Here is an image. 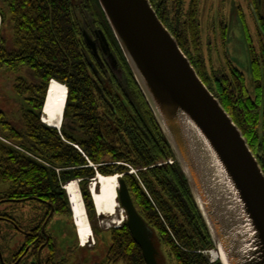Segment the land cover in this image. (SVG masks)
<instances>
[{
	"label": "trees",
	"instance_id": "trees-1",
	"mask_svg": "<svg viewBox=\"0 0 264 264\" xmlns=\"http://www.w3.org/2000/svg\"><path fill=\"white\" fill-rule=\"evenodd\" d=\"M6 1L8 16L1 15L4 22L7 18L14 24L15 43L8 49L4 37L1 38L0 67L8 72L29 69L36 80L29 82L22 76L16 79V91L26 96L24 132L5 122L0 113L3 126L0 132L13 144L0 140V183L9 186L0 203L26 204L34 214L28 226H21L20 221L9 223L24 234L14 256L26 255L38 264H64L65 259L60 258L58 245L47 227L56 215L73 219L64 187L75 180L79 181L93 235L100 237L102 230L95 223V205L89 189V183L99 173L122 175L153 238L156 232L176 264H221L219 260L212 263L204 253L214 249V243L189 182L98 0H84L82 9L89 12L91 24L103 27L114 37L125 60L126 89L116 77L110 80L93 72L74 0ZM150 2L203 82L242 131L264 172V12L261 7H250L259 35L256 47L248 33L253 96L245 75L232 62H227L228 67L223 71L207 68L201 50L200 0H190L188 6L187 0ZM51 80L68 89L61 130L41 120ZM131 169L136 173H130ZM4 216L7 217L0 212V217ZM9 221L0 218V222ZM109 231L106 264H146L126 221Z\"/></svg>",
	"mask_w": 264,
	"mask_h": 264
},
{
	"label": "water",
	"instance_id": "water-1",
	"mask_svg": "<svg viewBox=\"0 0 264 264\" xmlns=\"http://www.w3.org/2000/svg\"><path fill=\"white\" fill-rule=\"evenodd\" d=\"M98 2L189 182L220 263L264 264V172L242 131L150 0ZM85 39L96 51L87 34ZM118 182L127 226L146 264H159L153 232L125 180ZM0 259L5 264L1 253Z\"/></svg>",
	"mask_w": 264,
	"mask_h": 264
},
{
	"label": "rangeland",
	"instance_id": "rangeland-1",
	"mask_svg": "<svg viewBox=\"0 0 264 264\" xmlns=\"http://www.w3.org/2000/svg\"><path fill=\"white\" fill-rule=\"evenodd\" d=\"M189 1L190 0H187V6ZM200 3L201 50L203 57H205L207 68L209 71L211 68L223 71L228 67L227 64L229 61L232 62L245 75L247 86L252 95L255 96L248 33H250L253 44L256 47L259 42V35L257 26L252 18L249 1L200 0ZM74 5L75 9H77L78 15H80L83 29L89 28V23L90 25H93L91 24L93 19L89 16V12L82 9L84 0H74ZM241 11H243L244 16H246L245 19L247 20V24ZM1 13L8 16L9 8L6 0H0V42L1 38L4 37L6 41L5 47L12 49L15 43L14 24L7 18L4 22ZM84 13H88V15H84ZM121 70L114 71V75L117 77L120 85L126 89V74L124 75ZM20 76L24 77L25 80L29 82L36 81L29 69L22 68L19 72H8L7 68L0 67V113L3 114L5 122L7 121L8 123H11L14 127L24 132L26 96L20 94L15 88L16 79ZM2 128L3 126L0 122V129ZM4 135L5 133L0 132V136L3 137ZM169 162L172 163V160ZM130 173H136V171L131 169ZM119 175L122 176L121 174ZM95 180L96 179L89 183V187L92 186ZM8 190V185L0 183V198L2 197L4 199V195ZM8 202L1 205L0 212H8L10 214V218L8 219L11 222L19 223L20 221L22 222L21 226H28L30 220L32 222V219L34 218L32 208L28 207L29 205L26 204L14 205L11 204V201L9 204ZM118 215H122L121 209H118V214L116 215L117 219L119 218ZM114 221L115 217L106 215L100 216L96 212L95 223L99 230H102V234L98 238L95 236V245L92 240V242L85 246V248H82L83 246L81 247L79 242L78 244L74 242L77 230L75 229L76 226L73 224L74 221L72 218L56 215L48 225V232L55 239L61 253L60 258L65 259L64 264H106L108 256L107 250L110 245L109 229L120 226L114 224ZM18 226L20 225L18 224ZM2 235L4 238H2ZM0 237L3 258H9L10 260L5 262V264H19L20 257L14 255L19 251L23 243V234H21V232H19L12 224L0 222ZM77 237L78 234L76 235V238ZM153 242L157 251V260L159 264H176V261L169 254L167 247L160 241L156 232L154 233Z\"/></svg>",
	"mask_w": 264,
	"mask_h": 264
},
{
	"label": "bare ground",
	"instance_id": "bare-ground-1",
	"mask_svg": "<svg viewBox=\"0 0 264 264\" xmlns=\"http://www.w3.org/2000/svg\"><path fill=\"white\" fill-rule=\"evenodd\" d=\"M68 97L67 87L56 80H52L49 85L45 102L44 122L50 127L61 129L64 110ZM117 175H101L92 184V196L95 209L100 216L106 215L115 217L114 224L122 225L125 221V213L118 202L119 179ZM66 190L72 206L73 221L81 246L91 243L94 235L85 209L81 191L77 181H72L66 185ZM118 209L122 210V215L117 219ZM216 252L214 255L216 256ZM218 257L220 255L218 254Z\"/></svg>",
	"mask_w": 264,
	"mask_h": 264
},
{
	"label": "flooded vegetation",
	"instance_id": "flooded-vegetation-1",
	"mask_svg": "<svg viewBox=\"0 0 264 264\" xmlns=\"http://www.w3.org/2000/svg\"><path fill=\"white\" fill-rule=\"evenodd\" d=\"M249 1V7H255L260 6L262 11L264 12V0H258L256 3L254 0H248ZM256 20L259 22L258 14L256 11H254ZM89 29V30H88ZM84 31V38L87 34L93 42H95V48L96 51H94L89 46V52L88 57L90 59V62H92L93 65H91L93 72L97 76H102L107 79L111 80V77H116L114 75V71L121 70L123 74H126V68H125V60L122 58V53L118 49V46L115 43L114 37L112 34H110L109 31L104 29L103 27L99 28V26L96 25H90L89 28L83 29ZM105 36V39L104 37ZM91 64V63H90ZM117 79V77H116ZM127 79V76H126ZM15 205V203H13ZM1 207V203H0ZM3 214V212H1ZM7 217H0L1 219H6L9 221L8 218H10V214L8 212L4 213ZM11 222V221H10ZM8 222V223H10ZM13 222V221H12ZM21 234H23L21 232ZM24 236V234H23ZM36 244V242H35ZM28 252V250H27ZM20 257L19 263L22 264H38V261L32 260L29 258Z\"/></svg>",
	"mask_w": 264,
	"mask_h": 264
},
{
	"label": "built area",
	"instance_id": "built-area-1",
	"mask_svg": "<svg viewBox=\"0 0 264 264\" xmlns=\"http://www.w3.org/2000/svg\"><path fill=\"white\" fill-rule=\"evenodd\" d=\"M205 254L211 256V262L214 263L217 260V257L214 255V251H205Z\"/></svg>",
	"mask_w": 264,
	"mask_h": 264
},
{
	"label": "crops",
	"instance_id": "crops-1",
	"mask_svg": "<svg viewBox=\"0 0 264 264\" xmlns=\"http://www.w3.org/2000/svg\"><path fill=\"white\" fill-rule=\"evenodd\" d=\"M76 235H77V234L75 233V239H74V242L78 244L79 239H78V237L76 238ZM72 238H73V236H72Z\"/></svg>",
	"mask_w": 264,
	"mask_h": 264
}]
</instances>
